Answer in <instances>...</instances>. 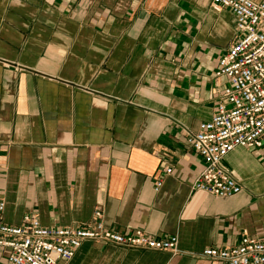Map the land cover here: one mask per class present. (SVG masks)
<instances>
[{
  "label": "crops",
  "instance_id": "1",
  "mask_svg": "<svg viewBox=\"0 0 264 264\" xmlns=\"http://www.w3.org/2000/svg\"><path fill=\"white\" fill-rule=\"evenodd\" d=\"M211 1L0 0L6 225L35 214L73 227L99 209L113 231L178 241L174 255L84 242L70 264H223L203 252L264 241V147L222 161L239 194L191 190L204 164L186 134L214 114L213 73L235 36Z\"/></svg>",
  "mask_w": 264,
  "mask_h": 264
},
{
  "label": "built area",
  "instance_id": "2",
  "mask_svg": "<svg viewBox=\"0 0 264 264\" xmlns=\"http://www.w3.org/2000/svg\"><path fill=\"white\" fill-rule=\"evenodd\" d=\"M214 12L229 10L235 36L216 63L213 79L221 88L211 119L195 133L187 132L186 144L204 167L191 185L193 192L230 198L243 190L222 161L236 148L264 147V0H212ZM172 172L165 168L164 175ZM163 178L156 180L158 192ZM5 204L0 200V250L6 264H70L84 242L126 249L177 253V237L155 238L144 230L119 233L107 228L102 211L92 220L73 227H42L35 214L23 216L19 226L3 222ZM204 257L223 264H264V241L243 236L236 246L207 248Z\"/></svg>",
  "mask_w": 264,
  "mask_h": 264
},
{
  "label": "rangeland",
  "instance_id": "3",
  "mask_svg": "<svg viewBox=\"0 0 264 264\" xmlns=\"http://www.w3.org/2000/svg\"><path fill=\"white\" fill-rule=\"evenodd\" d=\"M3 260H0V264H6L5 254L3 255Z\"/></svg>",
  "mask_w": 264,
  "mask_h": 264
}]
</instances>
